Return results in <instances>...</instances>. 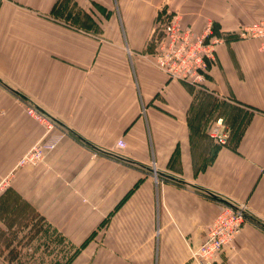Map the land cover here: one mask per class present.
I'll return each instance as SVG.
<instances>
[{"label":"crops","instance_id":"1","mask_svg":"<svg viewBox=\"0 0 264 264\" xmlns=\"http://www.w3.org/2000/svg\"><path fill=\"white\" fill-rule=\"evenodd\" d=\"M163 7L225 38L201 86L155 64ZM262 20L264 0H0V134L17 160L42 134L17 96L64 134L13 185L84 243L72 264H197L225 202L245 218L213 264H264V38L238 36Z\"/></svg>","mask_w":264,"mask_h":264},{"label":"built area","instance_id":"2","mask_svg":"<svg viewBox=\"0 0 264 264\" xmlns=\"http://www.w3.org/2000/svg\"><path fill=\"white\" fill-rule=\"evenodd\" d=\"M158 27L160 34L156 35L153 55L156 66L167 76L192 86L204 84L211 66L216 63L217 47L225 41V38L214 33L211 22H207L203 30L197 31L172 14L160 18ZM238 36L264 38V22L240 27ZM27 112L43 123L45 133L42 140L34 144L19 163L36 165L44 161L47 155L57 148L64 134L57 130L56 121L43 111L27 106ZM222 127L223 119L218 118L211 130V135L217 142L225 144L229 138V131H224ZM244 218L243 208L225 202L222 210L208 226L204 242L193 254L196 263L216 262L240 232Z\"/></svg>","mask_w":264,"mask_h":264},{"label":"rangeland","instance_id":"3","mask_svg":"<svg viewBox=\"0 0 264 264\" xmlns=\"http://www.w3.org/2000/svg\"><path fill=\"white\" fill-rule=\"evenodd\" d=\"M163 11L166 14L165 17L168 16L164 7L159 14ZM100 15L101 17L105 16L104 12L103 14L100 12ZM94 22L98 24L95 19ZM259 22H264V20ZM93 25L95 26V24ZM157 30V34H160L158 26ZM15 101L18 105L24 107L27 115L32 117L27 112V106L35 108L36 106L31 105L25 98L19 96L15 97ZM37 122L43 127V131L40 138L32 146L40 142L45 133L43 123ZM27 143L4 142L0 134V234L3 230L4 236V242L0 243V251H4V257L0 261L4 264H72L76 260L79 253L76 254V251L81 244L71 243L44 216H40L39 212L36 214L33 209L34 206L32 207L29 204L28 197L18 192L13 185L14 172L18 168L36 166L43 162L41 161L36 165L19 163L32 146L21 154L18 160L16 153L17 151L20 153L23 150L22 147L26 146ZM15 159L17 162L14 161ZM35 217L37 221L33 220Z\"/></svg>","mask_w":264,"mask_h":264},{"label":"trees","instance_id":"4","mask_svg":"<svg viewBox=\"0 0 264 264\" xmlns=\"http://www.w3.org/2000/svg\"><path fill=\"white\" fill-rule=\"evenodd\" d=\"M235 131L234 130H229V138H228V140L232 137V136H234V133ZM37 221V220H36ZM83 245H84V243H82L81 245H80V247L78 248V250L76 251V254L80 251V249L83 247Z\"/></svg>","mask_w":264,"mask_h":264}]
</instances>
